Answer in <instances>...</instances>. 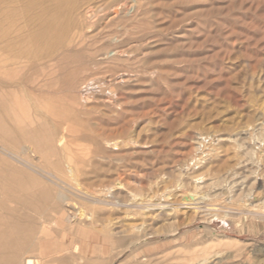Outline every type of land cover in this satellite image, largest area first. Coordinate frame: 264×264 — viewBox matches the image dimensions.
<instances>
[{
  "label": "rangeland",
  "instance_id": "374dc122",
  "mask_svg": "<svg viewBox=\"0 0 264 264\" xmlns=\"http://www.w3.org/2000/svg\"><path fill=\"white\" fill-rule=\"evenodd\" d=\"M263 168L264 0H0V264H264Z\"/></svg>",
  "mask_w": 264,
  "mask_h": 264
},
{
  "label": "bare ground",
  "instance_id": "6f19581e",
  "mask_svg": "<svg viewBox=\"0 0 264 264\" xmlns=\"http://www.w3.org/2000/svg\"><path fill=\"white\" fill-rule=\"evenodd\" d=\"M56 6V5H55ZM61 10V9H60ZM61 12V11H60ZM111 18V17H110ZM37 69V68H36ZM8 86V85H7ZM37 110V109H36ZM49 123V122H48ZM66 128V127H65ZM245 132V131H244ZM262 132V131H261ZM245 134V133H244ZM244 136V135H243ZM253 139V138H252ZM61 142V141H60ZM241 142V141H240ZM246 142V141H245ZM58 143V142H57ZM62 143V142H61ZM242 144V143H241ZM62 146H63V143H62ZM25 147V146H24ZM227 147V146H226ZM235 147V146H234ZM25 148H27V147H25ZM62 150V149H61ZM242 150V149H241ZM21 151V150H20ZM23 151V150H22ZM26 151V150H25ZM4 153V152H3ZM28 153H31V152H28ZM5 155V154H4ZM30 155V154H29ZM63 155V154H62ZM72 155V154H71ZM68 156V155H67ZM244 157V156H243ZM246 159V158H245ZM252 161V160H251ZM223 163V162H222ZM255 163V162H254ZM253 163V164H254ZM257 163V162H256ZM230 164V163H229ZM245 164V163H244ZM243 164V165H244ZM237 166V165H236ZM264 169V168H263ZM72 169L70 168V171H71ZM223 170V169H222ZM230 172H231V170H230ZM242 172V171H241ZM250 172H253V171H250ZM229 173V172H228ZM72 174H73V172H72ZM234 175V174H233ZM233 175H231V176H233ZM74 176V175H73ZM228 176V175H227ZM235 176V175H234ZM233 176V177H234ZM77 176H75V177H72L73 179L74 178H76ZM49 179V178H48ZM56 180H57V178H56ZM221 180V179H220ZM219 181V180H218ZM222 181V180H221ZM1 182V181H0ZM215 183V182H214ZM251 184V183H250ZM197 185V184H196ZM244 185V184H243ZM232 187V186H231ZM231 187H229L228 186V188H231ZM221 188V187H220ZM231 190V189H230ZM229 190V191H230ZM89 192V191H88ZM189 192V191H188ZM191 192V191H190ZM245 192V191H244ZM249 192V191H248ZM60 193V192H59ZM71 193V192H70ZM250 193V192H249ZM184 194V193H183ZM59 195V194H58ZM186 195V194H185ZM191 195H193V194H191ZM61 196H64V194L62 195L61 194ZM78 196V195H77ZM158 196V195H157ZM181 196V195H180ZM58 197V196H57ZM88 197V196H87ZM62 198H64V197H62ZM80 198V197H79ZM85 198V197H84ZM89 198V197H88ZM66 199H68V198H66ZM66 199H64V200H66ZM188 199H189V197H188ZM95 200V199H94ZM64 201H62V203H63ZM99 202V201H98ZM190 202V201H189ZM64 205H65V207L68 209L67 210V212H69V211H71V213L70 214H72L71 216L74 218V220L75 219H78V215H77V212H79V210L77 209H75V208H73V207H71V206H69L68 205V202H64L63 203ZM101 204V203H100ZM193 204V203H192ZM192 204H187L188 206L189 205H192ZM194 204H195V202H194ZM198 205V204H197ZM75 206V205H74ZM50 207V206H49ZM64 207V206H63ZM185 207H186V205H185ZM77 208H79V206L77 207ZM187 208V207H186ZM190 208V207H189ZM189 208H187V209H189ZM192 208V207H191ZM65 209V208H64ZM194 210H195V208H194ZM197 210V209H196ZM199 210V209H198ZM212 211V210H211ZM74 213H76V214H74ZM194 213V212H193ZM63 214V213H62ZM196 214V213H195ZM68 215V214H67ZM66 215V216H67ZM61 216V215H60ZM70 216V215H69ZM71 216H70V218H71ZM81 216H79V218H80ZM59 218V217H58ZM42 219V218H41ZM57 219V218H56ZM65 219V218H64ZM71 220H72V218H71ZM71 220H69V221H71ZM61 221V220H60ZM59 221V222H60ZM55 222V221H54ZM74 222V221H73ZM78 222V221H77ZM57 223V222H56ZM73 224H76V223H73ZM145 227V226H144ZM41 228V227H40ZM45 232H46V230L45 229H43ZM50 230V229H49ZM140 230V229H139ZM139 232V231H138ZM35 235H36V233H34ZM40 235V234H39ZM130 240V239H129ZM133 240V239H132ZM41 242H43V241H41ZM132 243H133V241H132ZM137 243V242H136ZM139 245V244H138ZM142 245H143V243H142ZM80 246V245H79ZM128 246H129V244H128ZM133 245H131L130 247H132ZM26 247V246H25ZM79 248V247H78ZM5 249V248H4ZM77 250V247H75L74 248V251H76ZM79 250V253H81L80 252V249H78ZM131 250V249H130ZM133 251V250H132ZM64 252V251H63ZM66 252H69V251H66ZM135 253V252H134ZM137 254V253H136ZM75 255V254H74ZM82 255V254H81ZM36 256V255H35ZM34 256V257H35ZM25 257H27V256H25L24 255V259H22V260H20L19 261V263L18 264H33V261H32V259L31 258H25ZM29 257V256H28ZM41 257V256H40ZM42 260H43V258H42ZM79 260V259H78ZM35 261V260H34ZM35 264H36V262H35Z\"/></svg>",
  "mask_w": 264,
  "mask_h": 264
}]
</instances>
